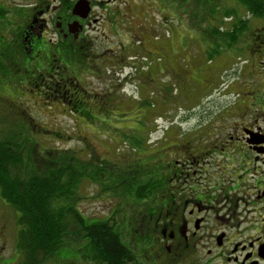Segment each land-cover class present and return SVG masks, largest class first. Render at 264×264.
<instances>
[{
  "label": "rangeland",
  "instance_id": "rangeland-1",
  "mask_svg": "<svg viewBox=\"0 0 264 264\" xmlns=\"http://www.w3.org/2000/svg\"><path fill=\"white\" fill-rule=\"evenodd\" d=\"M52 1L0 0L1 48L9 50L18 39L24 46V55L20 54L15 64L9 61L8 51L0 54V140L10 135L29 140V144H24L32 157L30 163H34L30 169L47 158L53 162L55 157L63 156L64 160L67 154L98 160L108 171L114 162L128 166L126 162L138 151L131 149L132 145L140 147L135 157L155 162L154 157L162 156L161 147L168 144L154 150H144L142 144L149 140L173 142L180 134L183 135L180 140L192 141L198 119L204 123L214 109L237 106L235 92H229L235 91L239 81L233 82V78L217 71L235 59L237 53L221 52L209 58V47L220 40L218 35H211V25L200 18L207 8L199 2L122 0L114 9L117 0L107 8L112 9L110 14H119L108 17L107 11H100V22L86 29L85 34L93 41L85 50L82 42L65 39H62L64 43L56 42L57 34L50 18ZM124 1L126 6H122ZM65 6L68 5L63 4L62 8ZM126 13L128 16L123 15ZM249 27L252 32L246 33L242 41L251 40L248 36L258 30L264 33L263 20H251ZM30 31L40 51L38 58L25 64L26 56H31V37H27ZM65 44L73 45V52L65 49L68 54L62 53V49L58 53V46ZM39 64H46L47 70ZM3 71L6 75L1 74ZM33 71H40L44 78L31 79L28 75ZM245 82L241 80V85ZM68 99H77L80 104L65 103ZM203 132L210 133V129ZM45 166L51 168V164ZM76 187L75 192L70 191L76 195L72 203L86 219L83 226L88 235L86 240H80L81 250L89 252L90 247L100 261L106 259L108 263L103 264H114L115 252L119 253L118 242L106 223L115 217L114 230L129 237L133 222L142 213L140 206L109 200L112 196L105 193L100 181L82 178ZM132 200L135 204L136 200ZM3 203L0 198V212L12 220L0 217V224L5 226L2 251L7 256L4 258L20 259L16 247L18 227L13 221L16 214ZM28 204L39 213L31 198ZM121 215L127 222L120 223ZM68 221V225L77 227L70 215ZM122 232L119 237H124ZM78 249L70 248L65 257L70 261L77 258Z\"/></svg>",
  "mask_w": 264,
  "mask_h": 264
},
{
  "label": "flooded vegetation",
  "instance_id": "flooded-vegetation-1",
  "mask_svg": "<svg viewBox=\"0 0 264 264\" xmlns=\"http://www.w3.org/2000/svg\"><path fill=\"white\" fill-rule=\"evenodd\" d=\"M77 1L53 0L50 18L57 43H64L62 39L82 42L81 47L88 50L93 40L85 34L86 29L92 23H99L100 11L109 13L112 9L107 7L117 0H83L89 7L84 18L72 14ZM121 1L113 8L119 7ZM63 4L68 6L62 8ZM122 6H126L125 1ZM116 14L119 13L107 16ZM223 26L228 28L229 23ZM263 34L258 30L249 46L243 44L231 47V51L225 50L232 53L241 49L235 59L217 70L220 75L233 78V82L239 81L235 91L229 92H235L237 108L214 109L204 123L198 119L192 141L180 140L183 136L180 134L173 142L149 140L142 144L144 150L168 144L161 147L162 156L154 157L155 162L135 157L140 147L132 145L131 149L138 151L126 163L145 179L138 184L143 187L139 191L146 196L139 202L143 210L138 209L144 211L140 217L144 213L145 219L147 214L160 215L155 216L156 235H152L151 218L146 221L139 217L133 222L131 236L114 237L119 249L118 254L115 252L114 264H264ZM32 35L31 31L27 33L31 37L28 60L38 58L40 51ZM210 48L215 49L216 45ZM65 49L73 52L74 46H58L57 52L62 50L68 54ZM32 73L37 80L44 78L40 71ZM182 75L188 78L186 72ZM241 80L246 82L241 85ZM205 128L210 133L203 132ZM153 176L160 179L156 184L158 194H154ZM0 217L10 220L1 212ZM4 235L5 226L0 224V264H18L16 257L4 258L7 256L2 251ZM103 262L108 263L105 258L100 264Z\"/></svg>",
  "mask_w": 264,
  "mask_h": 264
},
{
  "label": "trees",
  "instance_id": "trees-1",
  "mask_svg": "<svg viewBox=\"0 0 264 264\" xmlns=\"http://www.w3.org/2000/svg\"><path fill=\"white\" fill-rule=\"evenodd\" d=\"M184 1L186 3V0ZM195 1L207 8V11L199 16L211 25V35H218L220 40L216 43L215 49L209 47V58L215 57L225 50L231 51L233 50L230 49L231 47H235L241 42L249 46V43L256 38V32L248 36L251 39L248 40V43L242 39L246 33L252 32L249 27L251 20H263L264 22V0ZM225 21L229 23L228 28L223 26ZM214 24H219V26L216 27ZM205 36L208 37V34ZM11 46L9 50H4L1 48L0 41V54L8 51L9 61H13L15 64L14 60L18 59L20 54L24 55V46L20 44V39L11 43ZM240 50L236 49V53L240 54ZM25 64H30L27 56ZM39 67L42 69L46 67V70L48 68L46 64H40ZM1 74L6 75L5 71ZM28 76L33 78L31 73ZM64 101L69 104L73 103V106L80 104L77 99ZM30 118L31 115L29 120ZM28 141L22 137L16 139L13 135L0 140V198L16 214L15 221L18 227L16 247L21 255L18 264H100L99 256H94L90 247L89 252L81 250L82 242L80 240H86L88 236L85 234L86 228L83 226L86 224V219L81 216L80 209L75 206L76 204L72 203L76 195L75 193L70 194V191L75 192V188L77 189L76 186L82 178L90 179L95 183L100 181V186L102 185V188L106 190L104 192L112 196L109 200L116 202L117 199L118 203L121 201L128 206L137 207L141 204L139 202L146 198L143 191H139L143 190V187L138 185L142 184L145 179L141 177L138 170H132L130 166L117 165L114 162L111 169L106 171L104 164H100L98 160L79 159L67 154H65L67 157L64 160L63 156L55 157L53 162L47 158L46 162L30 169L29 166H33L34 163H30L32 157L25 148L24 143H28ZM55 150L49 149V151ZM45 164H51V168ZM30 171H34L33 176L27 175V172ZM159 182L160 179L153 176L154 194H158L156 189L159 186L156 184ZM30 198L33 200V207L39 208L38 214L28 204ZM132 199L136 200L135 204H132L134 203ZM141 208L139 207V209ZM68 215L74 223L78 224L77 227L68 225ZM144 215L142 218L140 217V220L149 221L151 218L152 235H156L155 222L156 217L160 214H147L146 219ZM112 218L106 223L107 230L113 237H119L120 234L118 230H114L115 224L112 222L115 217ZM119 221L125 223L127 219H123L121 215ZM73 247L79 248L77 250L79 256L70 261L65 257V254L70 253L69 249ZM63 250L65 252L58 255V252Z\"/></svg>",
  "mask_w": 264,
  "mask_h": 264
},
{
  "label": "water",
  "instance_id": "water-1",
  "mask_svg": "<svg viewBox=\"0 0 264 264\" xmlns=\"http://www.w3.org/2000/svg\"><path fill=\"white\" fill-rule=\"evenodd\" d=\"M88 11H89V7H88L87 3L83 0L77 1L72 8V14L77 15L81 18H84L86 16V14L88 13ZM73 24H75V23H73ZM76 29L77 28L75 26V31H76Z\"/></svg>",
  "mask_w": 264,
  "mask_h": 264
}]
</instances>
